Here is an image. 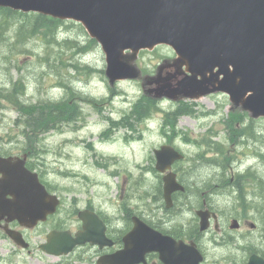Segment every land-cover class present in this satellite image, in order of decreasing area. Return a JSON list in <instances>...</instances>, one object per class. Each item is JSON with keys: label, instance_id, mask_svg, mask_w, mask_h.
<instances>
[{"label": "water", "instance_id": "water-1", "mask_svg": "<svg viewBox=\"0 0 264 264\" xmlns=\"http://www.w3.org/2000/svg\"><path fill=\"white\" fill-rule=\"evenodd\" d=\"M0 8L79 23L100 46L111 86L141 79L136 65L139 52L166 45L176 57L160 64L154 76L142 79L147 95L176 101L219 92L228 96L232 108L252 118L264 117V0H0ZM154 155L160 173L182 158L165 145ZM25 160L0 157V216L33 227L55 212L59 199L25 168ZM177 190L183 188L175 174L167 173L164 200L169 203ZM6 194L13 199L4 200ZM80 219L84 229L75 239L69 242L67 237V243H61L63 234L53 232L43 249L61 255L86 241L100 247L111 244L95 213L82 211ZM132 220L123 248L96 264H139L149 252L159 253L162 259L165 246H172L173 240L138 217ZM9 235L17 238L12 232Z\"/></svg>", "mask_w": 264, "mask_h": 264}, {"label": "rangeland", "instance_id": "rangeland-1", "mask_svg": "<svg viewBox=\"0 0 264 264\" xmlns=\"http://www.w3.org/2000/svg\"><path fill=\"white\" fill-rule=\"evenodd\" d=\"M17 29L18 25L12 24L0 30V92L10 91L12 84L21 79L25 94L20 96V100L26 104H37L65 98L67 90L63 84L68 83L74 92L70 104L78 110L73 116L75 120L69 123L45 133H29L31 138L36 136L32 143L31 165L37 166L43 179L55 187L65 206L71 198H76L105 215L120 217L123 204L137 214L159 215V177L151 170L154 166L153 150L167 144L162 130V111L171 110L176 103L159 101V110L149 120L135 125L136 131L128 129L126 132L124 128L115 127L108 131L109 118L119 120L141 97V82L120 81L110 86L104 75V55L97 44L81 55L60 46L59 42L63 40L76 41L82 46L90 40L85 30L75 22L63 21L54 33L55 41L39 34L19 43ZM173 57L169 47L158 46L151 51L140 52L136 64L144 74L152 76L163 60ZM56 59L63 63L55 62ZM76 63L79 70L72 68ZM84 66L96 71L87 72ZM194 103V115L181 116L176 124L177 131L188 130L191 135L200 134L203 138L210 124H219L228 117L229 103L221 96L205 97ZM212 111L215 115L198 119L202 117L201 113ZM23 119L11 102L0 99V149L19 152L26 147ZM199 122L204 127H197ZM129 135L131 137L126 140ZM171 145L180 149L188 161L197 160L196 156L201 151L193 144L184 143L181 137H174ZM224 146L233 149L241 157L239 159L246 160L240 147ZM243 161L240 166L246 164ZM247 161L254 164L251 158ZM97 164H106V167Z\"/></svg>", "mask_w": 264, "mask_h": 264}, {"label": "flooded vegetation", "instance_id": "flooded-vegetation-1", "mask_svg": "<svg viewBox=\"0 0 264 264\" xmlns=\"http://www.w3.org/2000/svg\"><path fill=\"white\" fill-rule=\"evenodd\" d=\"M214 96H221L228 102L223 94L206 97ZM230 112L219 123L220 128L219 124H210L203 138L200 134L191 135L188 130L179 132L176 126L165 130L167 143L174 137H181L187 139L184 143L196 142L193 145L201 151L197 160L188 161L180 149L174 147L183 156L165 173L175 174L183 190L174 191L169 203L162 202L159 215L126 213V205L120 207V217L105 215L76 198H71L65 206L55 187L43 179L37 166L30 164V152L26 153V168L37 173L47 193L56 195L60 203L55 213L33 227L9 220L7 215L0 216V264H96L99 258L123 248V238L133 228L134 217L174 242L172 246H165L162 259L159 253L149 252L139 264H264V124H261L264 117L253 119L239 112L241 115L232 118ZM211 115L215 112L201 113L198 119ZM202 124L199 122L196 126L204 127ZM126 125L133 130L130 124ZM224 144L243 149L242 156L246 160L239 159L241 157L233 149H226ZM24 154L23 151L0 149L2 157ZM249 158L254 164L247 161ZM241 161L246 164L240 166ZM162 179L160 175V183ZM12 199L11 194L4 198L6 201ZM81 211H92L98 216L111 244L100 247L86 241L72 246L66 254L45 252L43 246L51 233L63 234L60 242L67 243L65 238L71 242L83 231ZM10 232L17 238L10 237Z\"/></svg>", "mask_w": 264, "mask_h": 264}, {"label": "trees", "instance_id": "trees-1", "mask_svg": "<svg viewBox=\"0 0 264 264\" xmlns=\"http://www.w3.org/2000/svg\"><path fill=\"white\" fill-rule=\"evenodd\" d=\"M17 24L18 29L16 31L17 42H26L28 39L36 36L43 35L46 39L49 38L51 41H55L54 33L56 29L63 25V21L52 19L39 14H25L13 11L7 8H0V30H5L8 25ZM60 46L65 49L74 50V54H85L91 50L96 42L89 40L86 45H79L76 41L63 40L59 42ZM26 52H29L26 50ZM55 62L63 63L61 59H56ZM72 66V65H71ZM72 68L79 70L80 66L76 63ZM87 72H94L96 69L83 67ZM97 72L103 73L102 70ZM64 88L67 90L66 97L58 101H45L37 104H26L20 100V96L25 94L24 84L21 79L15 81L12 84L10 91L4 93L0 92V99H5L11 102L15 109L18 110L24 117L22 124L24 126V135H37L40 133L48 132L50 129H56L58 125L63 123H69L73 119V116L77 113V108L72 103L74 93L70 90L73 89L68 83H64ZM1 91V90H0ZM96 104V103H95ZM159 110L158 102L148 97L141 96L131 107L128 113H125L120 120L113 121L109 118L110 126L119 128L126 127V124L132 123L130 120H134L135 124H142L145 120ZM192 115V108L180 104L171 113L164 114L163 117V129L165 126L174 128L176 120L180 115ZM36 136H34L35 138ZM140 138V136L138 137ZM33 138H28L27 143L31 142ZM28 151V147L25 149ZM161 193V192H160ZM129 213V210H126Z\"/></svg>", "mask_w": 264, "mask_h": 264}]
</instances>
